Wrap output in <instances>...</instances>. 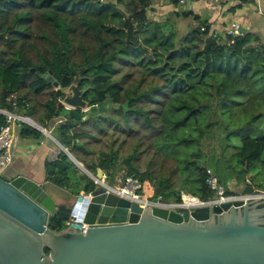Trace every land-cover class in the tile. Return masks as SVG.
Here are the masks:
<instances>
[{
	"label": "trees",
	"instance_id": "16d2710c",
	"mask_svg": "<svg viewBox=\"0 0 264 264\" xmlns=\"http://www.w3.org/2000/svg\"><path fill=\"white\" fill-rule=\"evenodd\" d=\"M151 1L0 0V108L42 122L60 116L57 137L75 156V151L82 152L79 140L84 136L78 127L86 122L90 110L68 109L60 97L64 98L62 89L84 77L80 87L91 86L86 95L91 108L101 105L102 110L110 105L136 115L145 114L149 122L165 124L172 131L160 135L161 140L174 136L177 129L184 130L189 138L195 131L200 138L204 137L211 132L214 122L208 120L206 127L201 125L207 115H214L217 96L228 98L235 85L230 81L227 89H220L218 78L222 77L220 75L232 78L236 72L242 76L251 71L263 72L264 42L253 33L223 38L211 34L208 26L204 29L197 26L175 47L172 34L161 28L162 21L150 18ZM117 61L125 63L126 73L135 67L143 72V77L130 79V74L125 73L127 76L116 79L115 75L122 70L116 68ZM48 72L59 83L58 87L44 77ZM208 76L213 77L214 104L208 93L206 97L199 93L187 95ZM34 96L41 97L42 102L34 103ZM227 100L223 114L229 107ZM37 108L41 109L40 115ZM5 123L6 116L0 113V128ZM244 125L246 128L253 126L252 122ZM20 131L26 135L42 134L27 123L21 124ZM237 148L234 156L240 173L246 175L259 165L264 167V137L246 136ZM200 155L191 152L184 158L188 176L197 172L195 187L188 192L187 185L177 177L176 160L168 159V163H173L172 173L177 176L159 179L149 168L140 171L138 163L141 160L134 152L126 157L118 150L103 153L88 165L83 159H76L93 175L101 170L111 181L126 167V174L141 178L147 197L180 202L182 191L201 199L214 197L206 183L207 169L211 167L201 166ZM210 155L213 162L217 160L219 164L216 170L212 169L223 183L226 175L222 176V171L227 166L223 159L216 158L214 151ZM45 167L49 181L77 196L81 191L93 192L97 186L86 174L81 175L65 151ZM192 167L195 171H191ZM72 178L83 179L86 186H72ZM49 226L59 231L66 228V221L53 216Z\"/></svg>",
	"mask_w": 264,
	"mask_h": 264
},
{
	"label": "water",
	"instance_id": "95a60500",
	"mask_svg": "<svg viewBox=\"0 0 264 264\" xmlns=\"http://www.w3.org/2000/svg\"><path fill=\"white\" fill-rule=\"evenodd\" d=\"M44 77L59 86L51 72ZM84 79L62 89L63 104L89 107L86 95L91 86L81 89ZM63 150L95 177L64 146ZM102 175L98 170L96 177ZM252 191L253 186L242 190ZM53 216L71 220V227L51 229ZM82 223L88 225L86 231L80 230ZM0 264H264V196L213 207L207 202L181 214L163 206L145 207V201L99 185L92 197L80 194L60 202L24 173L3 175Z\"/></svg>",
	"mask_w": 264,
	"mask_h": 264
},
{
	"label": "rangeland",
	"instance_id": "374dc122",
	"mask_svg": "<svg viewBox=\"0 0 264 264\" xmlns=\"http://www.w3.org/2000/svg\"><path fill=\"white\" fill-rule=\"evenodd\" d=\"M105 1L114 2L116 0ZM180 3L181 2L171 4L172 9L169 11L170 16L163 20L161 24V28H163L164 32L172 34V40L176 45L175 47H177L180 42L185 41V36L189 33L190 26L194 23V18L192 16L189 15L187 17L179 15L181 11H183L182 7H184V5ZM118 7L129 16V12L122 5L119 4ZM197 25L198 23L196 22L195 26ZM259 63H262V61ZM116 65L118 70H120V68L122 70L117 72L115 78L118 79L119 77L122 78L127 76H124L127 70L125 63L121 64L120 61H117ZM130 66L132 67V65ZM126 74H130V79L143 77V72H138L135 67ZM220 76H222L220 79L218 78L220 89H227L230 81H234L235 85L229 96H227L228 98H225V95L221 97L217 96L219 98H216L214 115H207L206 120L203 121L204 124L201 125L206 127L208 120L214 122L211 132L208 131L204 137L200 138L199 132L195 131L189 138V134L187 135L184 130L177 129L175 132L173 131L175 133L174 136L166 141L163 139L161 140L159 139L160 135L164 136L165 133L168 135L172 132L168 126L165 127V124L149 122L145 114L136 115L132 112L118 110L116 106L107 105L101 110V105H99V107L95 109L89 108L90 111L87 117H85L87 118L85 119L86 122H83L78 127V131L83 132L84 136L79 140L82 152L79 153L75 151V158L83 159L88 165L97 161L103 153L118 150L121 156L126 157L134 152L137 153L139 160H141L138 163L140 171L149 168L151 171H154V174H156L159 179H166L170 176L174 178L178 175V179L187 185L185 190L188 192L195 187L194 179L197 176V172L188 176L189 169L184 167V158L191 152L200 153L199 162H201V166L208 165V167L216 170L215 167L219 164L216 162L217 160L213 162L210 155L211 151H214L216 158L223 159L224 165L227 166V168H224L222 171V176L226 175L224 178L226 180L223 184L227 188L232 187V185H237V183H242L243 179L249 176L256 189L258 191H264L263 165H261L262 167L260 165L257 166L252 173L243 175L238 171L239 166L236 164L234 156L239 150L237 146L241 145L244 137H264V69L261 73L251 71L249 74H244L243 76L236 72L232 78L227 75L225 78L223 75ZM212 78V76H208L202 85L196 87L192 92H188L187 95L199 93L206 97V93H208L211 104H214L212 90L215 91V88L211 87ZM242 81L244 83H242ZM40 99L41 97L34 96L33 102H42ZM60 100L63 103L62 97H60ZM226 100L229 102V107L226 113L223 114L225 111L223 106ZM37 112V114L40 115L41 109L37 108ZM202 115H204V112ZM29 118L41 125H45V122L35 117ZM246 122H252L253 126L251 125L246 128L244 125ZM30 126L35 128L33 125ZM168 159L178 162L175 165L177 168V175L172 173L173 163H168ZM73 162L79 169L81 175L86 174L92 179L78 163L75 161ZM124 168L125 169L116 175L115 180H108L111 185L114 183L120 185V180L124 171L125 173L127 172L126 167ZM191 171H195L193 167ZM72 179L74 180L71 182L72 186H86V182L83 179L78 181L74 178ZM176 187L179 189L178 185ZM53 190L55 194L61 195L63 189L55 185ZM70 203L72 204L73 202Z\"/></svg>",
	"mask_w": 264,
	"mask_h": 264
},
{
	"label": "crops",
	"instance_id": "0c3cea01",
	"mask_svg": "<svg viewBox=\"0 0 264 264\" xmlns=\"http://www.w3.org/2000/svg\"><path fill=\"white\" fill-rule=\"evenodd\" d=\"M151 2L153 4L149 7L150 18L163 21L170 16L169 11L172 9V2L161 3L157 0ZM182 4L184 7H182L183 11L181 12H188L194 18L190 30L197 26H202L203 29L208 26L211 34L214 33L226 38L227 36H234V34L229 33V30L233 28V24H237L239 33H253L264 42V0H185ZM196 22L198 23L197 26H195ZM28 119L31 122L28 125L34 123L44 128L46 133L35 125H33L35 126L34 129L39 130L41 135H26L19 128L13 148V162L4 175L12 178L24 173L35 182L43 184L48 193L60 202L75 200L77 195L49 181L45 170L46 163L57 159L61 151H64V145L57 137V128L62 121L61 117L57 116L46 121L45 125H41L29 117ZM80 164L83 165L81 162ZM55 185L63 189L61 195L54 193L53 187ZM238 185L240 184L232 185L231 188H238ZM82 193L84 191H81L80 194Z\"/></svg>",
	"mask_w": 264,
	"mask_h": 264
},
{
	"label": "built area",
	"instance_id": "2783aa9c",
	"mask_svg": "<svg viewBox=\"0 0 264 264\" xmlns=\"http://www.w3.org/2000/svg\"><path fill=\"white\" fill-rule=\"evenodd\" d=\"M180 2L183 3L185 2V0H181ZM238 28L239 26L237 24H233V28L229 30V33L234 35L239 34ZM96 106L97 105H93V107ZM66 108L71 109V107L69 106H66ZM89 108L90 106L85 109V111L89 110ZM0 113H3L6 116V123L0 128V176H3L7 168L13 162V148L17 138V131L21 127L22 123L30 124L31 122L28 117H25L19 113L10 112L1 108ZM92 179L97 185L106 188L109 192H123L128 198L132 200L145 201V207L163 206L167 209L177 211L181 214L186 211L191 212L197 208H200L207 202H210V207H213L226 202H236L242 199L252 198L257 194H262L264 196V191H258L253 185L249 176L245 177L244 181L240 183V185H238V188H227L223 183H221L218 175L212 168L207 169L206 183L209 189L214 193V197L201 199L198 196L182 191L180 202H167L161 197H147L146 191L143 188V182L137 175L124 173L120 180V185H111L110 182H108L105 174H103L102 177L95 176ZM247 186H253V191L243 193L242 190ZM82 194L86 195L87 197H92V192H84ZM71 223V220L66 221V227H71ZM87 228L88 225L86 223H82V227L80 230L86 231Z\"/></svg>",
	"mask_w": 264,
	"mask_h": 264
},
{
	"label": "flooded vegetation",
	"instance_id": "af4514ba",
	"mask_svg": "<svg viewBox=\"0 0 264 264\" xmlns=\"http://www.w3.org/2000/svg\"><path fill=\"white\" fill-rule=\"evenodd\" d=\"M82 89V88H81ZM85 89V88H84Z\"/></svg>",
	"mask_w": 264,
	"mask_h": 264
},
{
	"label": "bare ground",
	"instance_id": "6f19581e",
	"mask_svg": "<svg viewBox=\"0 0 264 264\" xmlns=\"http://www.w3.org/2000/svg\"><path fill=\"white\" fill-rule=\"evenodd\" d=\"M115 184V183H114Z\"/></svg>",
	"mask_w": 264,
	"mask_h": 264
}]
</instances>
